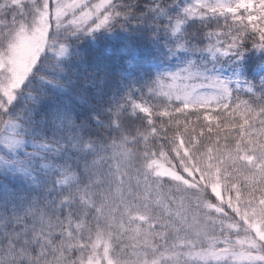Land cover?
<instances>
[{
  "label": "snow or ice",
  "instance_id": "6c2138e0",
  "mask_svg": "<svg viewBox=\"0 0 264 264\" xmlns=\"http://www.w3.org/2000/svg\"><path fill=\"white\" fill-rule=\"evenodd\" d=\"M0 264H264V0H0Z\"/></svg>",
  "mask_w": 264,
  "mask_h": 264
}]
</instances>
